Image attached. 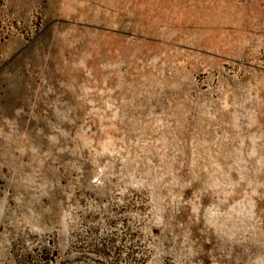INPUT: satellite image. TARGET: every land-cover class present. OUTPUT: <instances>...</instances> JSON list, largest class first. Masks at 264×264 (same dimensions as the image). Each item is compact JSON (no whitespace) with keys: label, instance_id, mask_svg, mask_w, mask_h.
<instances>
[{"label":"rangeland","instance_id":"obj_1","mask_svg":"<svg viewBox=\"0 0 264 264\" xmlns=\"http://www.w3.org/2000/svg\"><path fill=\"white\" fill-rule=\"evenodd\" d=\"M0 264H264V0H0Z\"/></svg>","mask_w":264,"mask_h":264}]
</instances>
